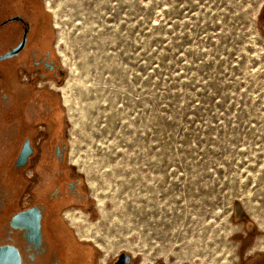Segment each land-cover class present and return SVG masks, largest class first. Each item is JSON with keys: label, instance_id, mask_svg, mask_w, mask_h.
Segmentation results:
<instances>
[{"label": "rangeland", "instance_id": "obj_1", "mask_svg": "<svg viewBox=\"0 0 264 264\" xmlns=\"http://www.w3.org/2000/svg\"><path fill=\"white\" fill-rule=\"evenodd\" d=\"M45 5L85 233L142 264H239L241 212L264 253V0Z\"/></svg>", "mask_w": 264, "mask_h": 264}, {"label": "flooded vegetation", "instance_id": "obj_2", "mask_svg": "<svg viewBox=\"0 0 264 264\" xmlns=\"http://www.w3.org/2000/svg\"><path fill=\"white\" fill-rule=\"evenodd\" d=\"M65 77L45 0H0V264H142L85 233L99 208L70 157ZM236 215L239 264H264Z\"/></svg>", "mask_w": 264, "mask_h": 264}, {"label": "water", "instance_id": "obj_3", "mask_svg": "<svg viewBox=\"0 0 264 264\" xmlns=\"http://www.w3.org/2000/svg\"><path fill=\"white\" fill-rule=\"evenodd\" d=\"M126 258H129V255H127Z\"/></svg>", "mask_w": 264, "mask_h": 264}, {"label": "bare ground", "instance_id": "obj_4", "mask_svg": "<svg viewBox=\"0 0 264 264\" xmlns=\"http://www.w3.org/2000/svg\"><path fill=\"white\" fill-rule=\"evenodd\" d=\"M48 4V3H47ZM48 6V5H47ZM89 230V229H88ZM109 253V252H108Z\"/></svg>", "mask_w": 264, "mask_h": 264}]
</instances>
